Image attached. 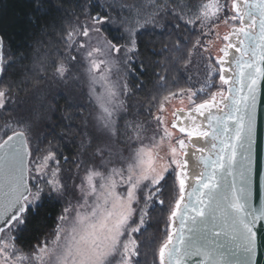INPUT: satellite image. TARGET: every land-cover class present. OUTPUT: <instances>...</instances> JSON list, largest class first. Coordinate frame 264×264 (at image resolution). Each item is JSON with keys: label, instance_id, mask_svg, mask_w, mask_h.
I'll return each mask as SVG.
<instances>
[{"label": "snow or ice", "instance_id": "6c2138e0", "mask_svg": "<svg viewBox=\"0 0 264 264\" xmlns=\"http://www.w3.org/2000/svg\"><path fill=\"white\" fill-rule=\"evenodd\" d=\"M242 4L0 0V264H262L264 0ZM185 137L209 148L190 189Z\"/></svg>", "mask_w": 264, "mask_h": 264}, {"label": "trees", "instance_id": "16d2710c", "mask_svg": "<svg viewBox=\"0 0 264 264\" xmlns=\"http://www.w3.org/2000/svg\"><path fill=\"white\" fill-rule=\"evenodd\" d=\"M129 3L132 2V0H128ZM4 7L5 9L10 13L13 9V7H23V0H4ZM10 35H11V44L13 48L18 47L17 44V36L15 35L13 29H8ZM165 36L158 35L156 33H145L143 36H141V41L146 44L150 40H155L157 42V46L159 44V41L166 39ZM63 103V101H61ZM65 154H68L67 152ZM53 213V218L56 214V212L59 211V206L53 207L48 209ZM43 211V210H42ZM166 219H167V211L162 210L161 208L157 207L151 212L150 219L148 220V223L146 225V231L144 232L145 237H157L162 239L163 238V230L166 226ZM49 224H54V219L48 221ZM142 261L146 260L147 264H150L151 256L148 257H142Z\"/></svg>", "mask_w": 264, "mask_h": 264}, {"label": "bare ground", "instance_id": "6f19581e", "mask_svg": "<svg viewBox=\"0 0 264 264\" xmlns=\"http://www.w3.org/2000/svg\"><path fill=\"white\" fill-rule=\"evenodd\" d=\"M242 0H241V8H242ZM232 42H236V38H232ZM230 74V73H229ZM226 74V75H229ZM220 98H218L219 100ZM223 103H226V101H223ZM178 117H181L180 120L177 121L178 127H185L188 129H192L195 126H203L204 120L202 117H197L195 122L187 119V113L186 112H177ZM216 113H219V109H216ZM190 142L193 144V147L190 145H186V153L187 155L182 158L183 163L185 160L187 161V168L185 171L187 172V189H189L192 185V183L195 181L196 177L199 176L202 170V165L199 162V157L201 155H204L208 151V145L205 143L204 138H192L189 139ZM202 148L204 149V152L201 153L200 151H195L194 149ZM175 227V226H174Z\"/></svg>", "mask_w": 264, "mask_h": 264}, {"label": "water", "instance_id": "95a60500", "mask_svg": "<svg viewBox=\"0 0 264 264\" xmlns=\"http://www.w3.org/2000/svg\"><path fill=\"white\" fill-rule=\"evenodd\" d=\"M243 5V4H242ZM243 7V6H242ZM227 103V101H226ZM219 114V113H218ZM176 115L178 116V113H176ZM199 117V116H197ZM196 117V118H197ZM206 122L204 121L203 125H205ZM190 141V140H189ZM192 144V143H191ZM193 145V144H192ZM209 151V149H208ZM208 151L206 153H204V155H207L208 154ZM257 152H258V158H262L264 159V119H262L260 122H259V125H258V139H257ZM202 165V164H201ZM203 165H202V170L201 172L203 171ZM195 182V181H194ZM194 182L192 183V185L194 184ZM191 185V187H192ZM190 187V188H191ZM189 188V189H190ZM255 206L258 207V201H255ZM259 258V257H258ZM262 264H264V261H262Z\"/></svg>", "mask_w": 264, "mask_h": 264}, {"label": "rangeland", "instance_id": "374dc122", "mask_svg": "<svg viewBox=\"0 0 264 264\" xmlns=\"http://www.w3.org/2000/svg\"><path fill=\"white\" fill-rule=\"evenodd\" d=\"M226 74H229V73H225V75ZM217 83H218V78H217ZM179 103H180L179 100L175 101V104H176L177 107H179ZM170 119H171V117H169V120ZM180 135L181 134L178 131L177 132H174V137L175 136H180ZM185 139H186V145H190V146L193 147V145L191 144V142L189 141V139L187 137H185ZM186 145L184 146L183 152H186ZM164 147L169 148V149L171 147H176L177 148V158L180 160V162H182V160H183L182 158H184L185 155L182 154L180 147L175 144L174 140L173 141H165L164 142ZM161 154H163V153H161ZM165 162L166 161H160V163H165ZM149 260H151V259H149ZM150 264H151V262H150Z\"/></svg>", "mask_w": 264, "mask_h": 264}]
</instances>
